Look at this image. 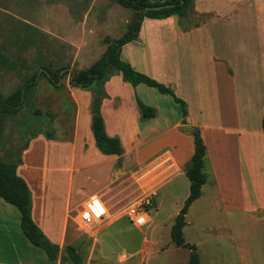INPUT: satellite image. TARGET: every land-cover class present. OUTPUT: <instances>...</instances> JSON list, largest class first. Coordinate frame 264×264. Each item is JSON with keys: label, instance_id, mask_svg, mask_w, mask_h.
I'll return each mask as SVG.
<instances>
[{"label": "rangeland", "instance_id": "1", "mask_svg": "<svg viewBox=\"0 0 264 264\" xmlns=\"http://www.w3.org/2000/svg\"><path fill=\"white\" fill-rule=\"evenodd\" d=\"M140 13L116 0H0V95L18 96L26 81L39 73L36 85L25 93L22 109L16 115H0V161L23 162L32 145L41 141L34 152L42 158L39 163L36 156L30 161L36 165L32 174L41 175L45 184L44 201L59 208L66 184L75 188L67 213L74 234L66 237L65 244L63 239L58 258L72 245L82 264L189 262L190 251L177 247L171 237L190 185L187 177L179 179L176 168L186 165V169L182 159L195 148L196 138L180 129L181 125L189 127L185 123L172 128L184 120L181 106L171 96L142 84L138 100L157 111L155 118L144 120L134 114L137 99L119 72L108 87L112 76L88 89L75 88L70 82L73 71L87 70L98 62ZM126 55L127 50L125 61ZM46 69L60 71L57 84L50 80L52 73L42 72ZM208 103L210 110L192 106L191 119L201 127L221 121L216 100L208 99ZM97 106L108 128L117 131L121 140L120 158L97 149L92 130ZM181 133H186L188 142L180 139ZM204 188L208 191L209 185ZM94 196L107 214L99 204L106 216L87 225L80 216ZM210 197L193 204L185 239L197 247L201 264H240L223 206L218 195ZM134 211L138 217L146 212L148 224L136 225L130 216ZM212 227L218 233L207 232ZM19 259L25 264H50L46 253L21 232L18 210L0 202V261Z\"/></svg>", "mask_w": 264, "mask_h": 264}, {"label": "crops", "instance_id": "2", "mask_svg": "<svg viewBox=\"0 0 264 264\" xmlns=\"http://www.w3.org/2000/svg\"><path fill=\"white\" fill-rule=\"evenodd\" d=\"M125 50L126 62L134 69L141 68V72L162 82L179 98L184 97L187 116L172 128L185 123L200 131L206 145L208 180L204 187L209 185V189L205 192L203 187L200 198L207 201L212 194L218 195L240 264H264V0H193L185 16L145 18L138 38L122 48L123 60ZM116 76L111 77L106 87ZM124 85L137 99V103L133 102L134 114L142 116L137 94L140 85L133 87L128 82ZM208 99L216 100V113L221 115V121L201 127L191 119L192 106L200 111L210 110ZM104 124L107 134L116 137L117 131L110 130L105 120ZM181 134L180 139L188 142L189 137L183 135L186 133ZM39 142L32 145V152L17 172L31 191L32 219L51 242L61 247L63 239L65 244L66 237L72 238L74 234L69 228L67 213L75 188L66 184L65 198L59 208L53 209L44 201L45 184L41 175L32 174V167L36 165L30 161L36 156L39 163L42 158L34 152ZM194 152L195 148L184 154V164H189ZM184 167L178 166L175 170L180 174L179 179L186 177ZM0 202L4 201L0 199ZM187 215L184 238L185 229L190 225ZM207 232L218 233V228L212 227ZM49 262L61 264L60 260ZM0 264L25 263L19 259L0 261Z\"/></svg>", "mask_w": 264, "mask_h": 264}, {"label": "trees", "instance_id": "3", "mask_svg": "<svg viewBox=\"0 0 264 264\" xmlns=\"http://www.w3.org/2000/svg\"><path fill=\"white\" fill-rule=\"evenodd\" d=\"M116 1L126 8H133L140 11V15L130 25L128 31L122 37L111 42L102 58L91 68L87 70L73 71L71 73V85L75 88L88 89L95 83H104L106 77L108 78L109 76H113L119 72L122 74L124 80L133 87L144 84L149 88L158 90V92L162 95L171 96L175 103L181 106L183 117H186L187 106L183 99L179 98L172 89L163 83H160L146 74L134 69L130 63L122 59L121 54L122 48L125 45L138 38L145 18L161 20L174 15L185 16L191 9L193 0H184V4H181L182 0H167L156 3H151L149 0ZM167 5L174 6L161 10L145 11L146 8ZM110 70L114 71L111 72ZM42 72H50L49 74L52 73L50 80L55 84H57V81H59L61 77L60 71L53 73L51 70L46 69V71ZM38 74L26 81L18 96L14 98H5L0 95V115H16L22 109L25 93L36 85L38 82ZM138 104L143 118L156 117V109L146 106L140 101H138ZM100 112L101 110L99 106H97L92 119V130L97 149L105 156H116L120 158L123 154L121 140L118 137H110L107 134L104 119ZM262 128L264 131V116ZM194 135L196 137L195 152L185 169V175L190 181V193L171 229V237L176 246L187 249L191 253L188 264H200V257L196 247L185 241L183 229L186 226V215L191 205L202 196V189L208 180V175L206 173L207 148L200 136V131L197 130ZM48 138L51 139L50 136ZM21 164V159L17 162L0 161V199L15 207L20 212L21 229L23 234L28 238L32 245L42 249L50 261H56L59 259L61 264H67L70 262L82 264L80 254L72 245H68L64 251H62L61 257L58 258L61 251L60 245L51 242L32 219L31 191L27 182L24 178L18 175L17 172L18 167Z\"/></svg>", "mask_w": 264, "mask_h": 264}, {"label": "built area", "instance_id": "4", "mask_svg": "<svg viewBox=\"0 0 264 264\" xmlns=\"http://www.w3.org/2000/svg\"><path fill=\"white\" fill-rule=\"evenodd\" d=\"M149 203V202H147ZM99 201L96 199L90 200L84 207L82 208V214L80 219L85 224H91L96 220H102L105 215L102 214L99 210ZM131 219L134 220L135 224L138 226H145L148 224V214L145 212V216L138 217L135 211L130 214ZM138 217V218H137Z\"/></svg>", "mask_w": 264, "mask_h": 264}, {"label": "water", "instance_id": "5", "mask_svg": "<svg viewBox=\"0 0 264 264\" xmlns=\"http://www.w3.org/2000/svg\"><path fill=\"white\" fill-rule=\"evenodd\" d=\"M181 4H184V0L181 1ZM174 5L171 6H159V7H152V8H146L145 11H149V10H161L164 8H168V7H173ZM180 129L188 132V133H195L196 130L193 127H187V126H180Z\"/></svg>", "mask_w": 264, "mask_h": 264}]
</instances>
